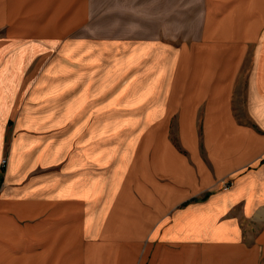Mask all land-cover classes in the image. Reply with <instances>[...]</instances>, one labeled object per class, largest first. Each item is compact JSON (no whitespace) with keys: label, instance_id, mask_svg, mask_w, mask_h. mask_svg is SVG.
Returning a JSON list of instances; mask_svg holds the SVG:
<instances>
[{"label":"crops","instance_id":"crops-1","mask_svg":"<svg viewBox=\"0 0 264 264\" xmlns=\"http://www.w3.org/2000/svg\"><path fill=\"white\" fill-rule=\"evenodd\" d=\"M194 2L201 22L177 43L153 18L143 35L97 38V0H0V160L20 100L69 37L75 60L103 40L104 63L71 134L43 133V167L18 160L2 185L0 168V264H264V0ZM112 119L115 189L91 171L112 163L113 139L95 137ZM133 157L147 170L129 182Z\"/></svg>","mask_w":264,"mask_h":264},{"label":"rangeland","instance_id":"rangeland-1","mask_svg":"<svg viewBox=\"0 0 264 264\" xmlns=\"http://www.w3.org/2000/svg\"><path fill=\"white\" fill-rule=\"evenodd\" d=\"M114 1L115 0H112V5H114ZM120 1H122L123 6L117 9L113 6L112 10L115 12L114 14L104 15V11H102L104 9V0H97V7L101 11V13L97 15L95 22L98 29L96 32L97 38H101V35L104 34L109 35L110 30L107 28L110 26L113 28L111 34L114 37L119 35L140 36L141 34L143 35L141 29L144 23H151L153 19L155 23V19H159L160 38L172 39L178 43L186 37H193L195 35L196 25L201 22L202 18V15L197 14L198 7L195 6L198 5H195L194 0H117L118 3ZM156 1H159L157 6H155ZM189 3L190 5L188 6ZM189 7H192V9ZM188 9L191 12L189 11L190 13L184 14ZM104 28L106 29L104 30ZM139 33L141 34L139 35ZM96 42L100 45H95L92 48H85V50L80 53L81 56L85 54L84 57L76 56L75 60V58H73V46L71 45V39L69 37L60 50L58 49V51L54 53V55L56 54L55 57L50 61L45 73L33 87L27 100H25V102L20 100L24 104H21V110L19 109L16 111V116L13 122L11 121V128L7 131L5 137V152L0 160V168L3 173L1 185L6 181L5 174L9 166L18 165V160L28 166L43 167V133L58 130L63 131L65 135L71 134L73 118L76 115L78 118V106L81 105L82 102H91L86 101L88 89L91 87L90 81L91 85L95 81L94 78L92 80L90 78H92L96 74V71L104 65L102 62L103 40L97 39ZM88 58H90V60ZM24 60L25 59H23L22 64H24ZM131 61L132 60H130V62ZM130 62H126L124 66L126 67ZM130 64H132L134 68V64L132 62ZM34 65H37V63ZM82 69H84V72L92 70V73L89 72L87 74L90 77L83 79V74L78 76V72H82ZM28 70H30V68H28ZM20 76L16 75V83L22 81ZM19 89L20 85L16 84V98L18 99L22 98V95H19ZM96 92H102V87L94 89L92 94L94 95ZM93 105L91 115L94 116V118H103L107 115L104 114V103L96 102V104H94L93 102ZM80 115H82V113ZM102 121L103 120L97 121V123L102 124ZM118 122V120L113 121L112 119V126H100V128L96 129L98 133H95L97 140L104 136H107L108 139H113L112 163L108 165L110 166L109 169L105 168V170H103V168L100 169L98 166H93V168H91V171L95 172L97 175V181L101 180L109 183L113 189L118 187L121 181V173H119V171L123 168L121 145H114V137L119 133L118 129L120 128L115 126ZM14 128L16 130L14 151L13 154H10L11 140L13 137L12 130ZM23 152H26V154L21 155ZM14 158H16L15 164ZM4 161H6V164L3 163ZM107 161L108 159L106 157L105 161L102 162L107 163ZM126 167H130V176L128 180L131 182L138 173L147 170L146 158L133 157L132 160L127 161ZM99 176H101V178ZM68 191L70 195L76 194L72 188H69ZM241 227H243L246 236L248 233L247 225L243 223Z\"/></svg>","mask_w":264,"mask_h":264},{"label":"built area","instance_id":"built-area-1","mask_svg":"<svg viewBox=\"0 0 264 264\" xmlns=\"http://www.w3.org/2000/svg\"><path fill=\"white\" fill-rule=\"evenodd\" d=\"M3 163L6 164V161H4ZM223 184L225 190L229 189L232 185L231 182L228 181L224 182Z\"/></svg>","mask_w":264,"mask_h":264}]
</instances>
